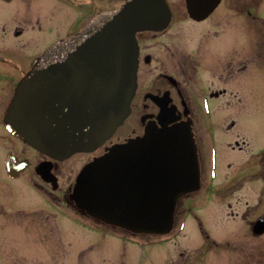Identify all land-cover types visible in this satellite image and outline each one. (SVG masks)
<instances>
[{
	"label": "flooded vegetation",
	"instance_id": "flooded-vegetation-1",
	"mask_svg": "<svg viewBox=\"0 0 264 264\" xmlns=\"http://www.w3.org/2000/svg\"><path fill=\"white\" fill-rule=\"evenodd\" d=\"M21 1L24 12L7 16L0 26V172L4 191L19 197L9 210L23 218L14 223L35 235L30 233L27 243H1L0 264H171L169 251L143 262L170 236L139 235L103 223L79 209L71 195L81 168L109 147L143 135L147 127L181 124L192 130L200 185L176 208L175 223L179 214L181 230L198 235L191 240L197 252H180L178 264H264V258L246 253L249 243L242 237H229L233 225L228 221L238 220L242 236L246 231L253 241L264 238V150L255 154L252 134L233 120L211 125L219 115L236 114L238 99L226 85L234 77L235 59L237 80L229 84L246 99L241 78L251 70L249 59L259 60L255 69L264 66V49H249L251 34L264 36V0H146L141 9L146 21L135 35L137 88L130 115L100 148L66 160L39 152L6 123L16 88L38 58V31L65 27L47 49L81 31L97 13L122 8L129 0ZM79 155L89 158L76 171L68 161ZM258 219L262 232L255 230ZM213 228L222 229V235Z\"/></svg>",
	"mask_w": 264,
	"mask_h": 264
},
{
	"label": "water",
	"instance_id": "water-1",
	"mask_svg": "<svg viewBox=\"0 0 264 264\" xmlns=\"http://www.w3.org/2000/svg\"><path fill=\"white\" fill-rule=\"evenodd\" d=\"M146 0L98 14L80 34L47 49L19 84L7 123L57 159L100 147L122 125L136 89L135 32ZM196 147L187 125L147 128L87 164L72 198L100 220L166 234L181 196L196 190Z\"/></svg>",
	"mask_w": 264,
	"mask_h": 264
},
{
	"label": "rangeland",
	"instance_id": "rangeland-1",
	"mask_svg": "<svg viewBox=\"0 0 264 264\" xmlns=\"http://www.w3.org/2000/svg\"><path fill=\"white\" fill-rule=\"evenodd\" d=\"M39 1V0H38ZM37 0H34L35 4L38 2ZM43 1V0H42ZM47 3H49L47 0H44ZM16 3H11L10 6L3 5L0 3V26L3 24V19H7L10 15H13L14 13H23L22 10L24 4L21 0L15 1ZM14 4V5H13ZM17 4H19L17 6ZM39 4V3H38ZM35 8V6H34ZM42 12H47L48 8L45 6H41ZM64 13V16L66 15L65 9L61 14ZM8 16V17H7ZM62 17L59 16L58 19ZM8 21V20H6ZM44 26V23H42ZM253 25V23H252ZM64 28H59L57 31H46L44 29L38 31V37L40 38L38 41V55L44 51V49L47 47V44L51 42L58 33L64 32ZM1 36V34H0ZM241 40V38H239ZM228 43V40L226 41ZM1 45V43H0ZM235 45H239L238 40L235 41ZM243 46V43H241V47ZM249 49H264V36H260L257 34H251L250 36V45ZM252 57V53H251ZM248 61V59H247ZM251 63V70L248 72V74L245 77L241 78V85L246 89L244 90L245 94L248 95L247 99L246 97L243 98V92L240 88L235 86L236 84H229L232 80L236 82L237 80V59H235V65L233 67L234 70V77L226 84L228 90L230 91L231 95H235V110L236 114L234 116H226L227 114L219 115V117H216L213 119V123L211 125L213 126H222V125H229V123L233 120L235 121L236 125H239L242 129L248 130L252 134V151L257 154L258 151L261 149L264 150V66L262 70L255 69L254 67L259 64V60L257 59H249ZM264 63V61H263ZM254 68V69H253ZM243 98V101H242ZM225 102V101H223ZM239 104H244L246 106L245 110L238 109ZM224 104L220 103L218 109H223ZM241 107V106H240ZM207 125L205 122L201 125ZM231 157V156H230ZM88 156L85 155H79L71 160L68 161V163L72 166L76 167V171L79 170L80 166L88 159ZM221 172V170H220ZM7 191H4L3 188V177L2 173L0 172V247H3V244L1 243H9L11 246H13L12 243H15V241H22L26 242L29 239V234L35 235V230L27 228L23 225H19L17 223H14L15 219L23 218V216L17 214L14 211H11L10 207H13L16 205L19 197L18 195H11V197L6 193ZM221 216L219 215L217 217L218 225L221 226V222H219ZM192 219V218H189ZM193 220V219H192ZM192 220H189L192 221ZM229 222H232L231 225H233L234 233L233 235H230L229 237H242L245 242L252 245V252L249 251V246L247 247L246 253L250 254L251 257L253 255H259L262 259L264 258V238L257 240H252V236L247 233L246 231L243 233V236L241 235V230L239 229V222H237V219H230ZM238 223V224H237ZM212 231L218 235H222V229L220 228H213ZM171 237V240L163 243V247H160L159 249H153L147 255H144L143 262L147 263L148 256H151L152 259L155 257V255H164L166 252L169 251V257L171 259V264H178V261L180 259V252H185V254H195L196 247L193 242L191 241L192 238H197V233L194 235L192 230L190 229H183L181 230V218L179 217V214L176 217V224L175 228L172 231L171 234L166 235L164 237ZM163 237V238H164ZM166 239V238H165ZM261 240V241H260ZM256 247V248H255ZM251 249V248H250ZM171 256L173 258H171ZM174 261V262H173ZM177 262V263H175Z\"/></svg>",
	"mask_w": 264,
	"mask_h": 264
}]
</instances>
